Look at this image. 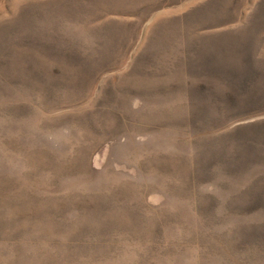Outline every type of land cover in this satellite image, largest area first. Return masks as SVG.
Here are the masks:
<instances>
[{"label":"rangeland","instance_id":"1","mask_svg":"<svg viewBox=\"0 0 264 264\" xmlns=\"http://www.w3.org/2000/svg\"><path fill=\"white\" fill-rule=\"evenodd\" d=\"M0 264H264V0H0Z\"/></svg>","mask_w":264,"mask_h":264}]
</instances>
